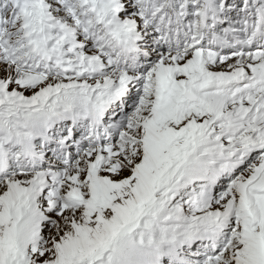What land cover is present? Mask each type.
Listing matches in <instances>:
<instances>
[{
  "label": "snow or ice",
  "instance_id": "obj_1",
  "mask_svg": "<svg viewBox=\"0 0 264 264\" xmlns=\"http://www.w3.org/2000/svg\"><path fill=\"white\" fill-rule=\"evenodd\" d=\"M0 264H264V0H0Z\"/></svg>",
  "mask_w": 264,
  "mask_h": 264
}]
</instances>
